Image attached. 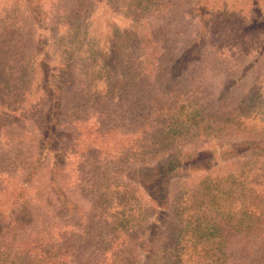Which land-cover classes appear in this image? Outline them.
<instances>
[{
	"label": "trees",
	"instance_id": "16d2710c",
	"mask_svg": "<svg viewBox=\"0 0 264 264\" xmlns=\"http://www.w3.org/2000/svg\"><path fill=\"white\" fill-rule=\"evenodd\" d=\"M158 1L135 8L133 28L117 34L118 40L127 38L130 50L112 51L110 67L105 64L108 80L76 89L79 64L61 48L53 65L50 56L39 62L33 56L31 68L22 70L23 77L29 73L30 89L22 80L14 82L22 85L21 94L5 95L1 125L3 132L14 131L2 135L1 154L15 151L7 164L15 172L0 170V199L10 197L7 214L21 212L26 225L10 221L0 233L7 236L21 224L20 230L36 234L16 250L15 264H264V138L246 140L254 131L247 121L264 113L261 88L251 83L239 99L233 91L243 86L244 76L231 81L238 68L213 59L217 52L205 47L203 34L190 43L180 37L186 28L169 26L163 17L159 23L160 12L152 8L162 5ZM170 1L165 0L169 6ZM185 1L204 26L208 0ZM31 3L28 18L35 11L38 22L49 21L43 1ZM28 18L23 22L34 23ZM41 39L43 52L50 42ZM170 66L176 68L173 79L167 76ZM14 93L23 98L15 101ZM11 102L19 104L13 109ZM29 106L43 113L50 107L34 121L26 116L35 129L44 127L32 136L36 149L23 145L26 130L8 118L24 117ZM204 139L210 148L199 147ZM43 153L51 163L40 161ZM181 173L187 176L183 186L170 188L174 174ZM81 180L95 196L88 208L71 207L70 226L51 202L61 204L70 195L74 200L83 190ZM74 181L77 190L68 194ZM45 188L50 200L42 197ZM46 208L52 216L42 214Z\"/></svg>",
	"mask_w": 264,
	"mask_h": 264
},
{
	"label": "rangeland",
	"instance_id": "374dc122",
	"mask_svg": "<svg viewBox=\"0 0 264 264\" xmlns=\"http://www.w3.org/2000/svg\"><path fill=\"white\" fill-rule=\"evenodd\" d=\"M42 1V10L47 12L49 18V21L47 20L44 23L38 22L36 19L37 12L35 11L32 12V14L35 15H32L31 19L28 18L29 13L27 14L26 12L27 8L31 10L34 5L33 3L27 5L29 0L28 2L27 0H0V170L9 172H15L12 167H7V164H10V155L13 156L15 151L12 149L9 154H1L2 145L5 144V142L2 141V135L5 132L7 135L13 134L14 130L3 132L1 123L5 121V116L1 114V109L3 105H5V100H8L4 99V97L7 93H10L8 92L9 90H11V92L17 90L20 94L22 93V85L14 82L20 83L22 80H25L30 89V84L28 83L29 73L23 77L22 70L27 71L26 69L31 68L30 62L33 56L38 60L37 62L44 60L46 57L49 58L50 56L51 59H49L48 62L50 65H53L52 61H54L55 56L60 53L61 48L68 52L71 51L70 56L74 57L73 60L79 64L74 70L75 85L73 86L78 89L79 86H86L94 81L103 83V81L108 80L106 72H109L108 70L110 69L106 68L105 64L108 66L110 65V60L113 57L111 53H115L118 47L121 52H127L129 49L127 38L124 37L122 40H118L117 34L133 28L130 19L133 14L134 16L138 15L134 9H138V7L141 8L147 3V0ZM158 3L162 5L159 6L155 3V6L152 8L160 12L159 23L162 22L163 17V20L166 21L169 26H175L176 24L182 28V30L186 28V30L182 32L184 34H180V37L184 40L188 38L190 43H198L199 38H202L204 35V41L208 43L205 47L214 49L217 52L216 55L213 54V59H220L223 63L235 65L238 68L231 81L239 83L241 82L242 76H244L242 79L243 86L239 84L235 87V91H233L237 94L239 99L243 97L244 90L254 82L256 83L253 86L256 88L258 83V91L260 92L261 88V94L264 96V0H208L206 1L205 13L207 15L204 26L198 19L197 13L191 12L192 10L189 8L187 1L171 0L170 6L165 0H159ZM191 13L195 17L192 16ZM154 16H150L149 20L155 23L156 20ZM26 17L34 23H24L23 19ZM202 29L205 30V33H202ZM42 36L50 42V44H46L43 52L38 46L39 39L41 43H44L41 39ZM123 43L125 44L124 47H122ZM221 50L223 53H221L222 56L220 57ZM52 52H54V54ZM238 53L244 56L239 58V55H237ZM90 56H93V59H91ZM248 66H252L254 69L251 70ZM100 68L102 72L98 74V72H100L98 69ZM246 68H248V70ZM175 69V66H172V68L170 66L167 71V76H169L170 79L175 78L170 74L173 71L176 72ZM111 71V73H113L114 70ZM211 79H213L212 76ZM224 83L225 82L221 85L224 87L228 86V83L225 85ZM167 84L166 82L165 86L171 88V86ZM253 86L249 90L253 89ZM231 88L233 89V86ZM14 94L13 99L15 101L23 98V96H18L16 93ZM18 104L14 105L13 102H11L9 106L14 109ZM48 104L49 101L46 105ZM32 109L34 108H30V106L27 107L24 117L21 113H18L15 115L10 114L8 118L10 117V120H15L13 125L16 128L24 131L26 130V135L28 137L24 140L25 142L23 145L35 147L36 149L37 140L36 138L32 139V136L35 135L37 137V134L44 127L41 126L35 129L34 127L36 126H34V124L29 125L28 123L40 118L43 114L47 116L50 107L45 109V113H43L40 108H37V112ZM27 115H30L31 118L29 122L25 121L27 120ZM32 118L34 119L32 120ZM247 122L253 124L252 128L254 131L249 134L246 140L252 141L253 143H260L264 138V113L262 117L254 120L250 119ZM261 128L263 129L261 130ZM210 134L211 136H218L215 133ZM206 137L209 138L208 135ZM180 139L181 137H179L177 141ZM201 142L203 145H199V147L205 149L210 148L208 143H204L205 139ZM17 144L18 142L15 141L14 145L17 146ZM182 149L187 150L188 148ZM32 154L34 153L32 152ZM44 154L45 153L39 155L40 161L45 164L51 163V155H49L51 160L49 161V156ZM246 159V164L249 165L251 159L250 157ZM48 171L49 170H47V172ZM41 173L44 174L43 172ZM121 177L123 182H130V179H128L126 175L122 174ZM186 179L187 176H185L184 173L178 175L174 174V177L169 182L170 188L177 186L176 183H179V186H183L184 180ZM102 182L106 183L105 180ZM76 183L77 182L74 181L73 184L66 187L67 190L69 189L68 194H71L73 191L76 192ZM45 185L47 186L46 183ZM79 187L83 188V190L78 191L76 196H74V200L70 195V198L68 197V199L64 200L65 202L61 204H58L55 200L51 202L56 207L55 212L66 219L70 226H72L73 222V210L71 207L78 205L80 208H88L91 206L95 196L94 193L90 194L89 191H87L90 187L83 180L79 182ZM46 189L47 188L42 190V197L45 198V200H50V196ZM143 191L145 194L148 193L146 189H143ZM2 194L3 193L0 191V195ZM10 206V197L0 199V217L2 215L7 216L6 221H0V229L3 226L5 228L6 224L10 221L16 223L22 221L26 225L25 220H22L23 214L21 212L15 210V212L7 214V212L11 210L9 208ZM45 211H43L42 214L48 213L52 216V213H49L50 211H48L47 208ZM154 216L152 218L150 217V221L153 220ZM52 220L54 223L58 222L55 219ZM15 226H13L11 231H6L7 236L3 237V234L0 233V264H15L16 259L14 254H18L16 250L27 247L35 238L34 235L36 234L34 229L32 234L28 229L20 230L22 228L21 224L20 226H16L18 229H14ZM30 234L31 236H29Z\"/></svg>",
	"mask_w": 264,
	"mask_h": 264
}]
</instances>
